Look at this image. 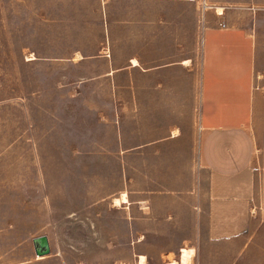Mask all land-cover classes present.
<instances>
[{
    "label": "rangeland",
    "instance_id": "1",
    "mask_svg": "<svg viewBox=\"0 0 264 264\" xmlns=\"http://www.w3.org/2000/svg\"><path fill=\"white\" fill-rule=\"evenodd\" d=\"M210 28L250 32L264 79V0H0V264H264L256 150L242 212L211 213Z\"/></svg>",
    "mask_w": 264,
    "mask_h": 264
},
{
    "label": "crops",
    "instance_id": "2",
    "mask_svg": "<svg viewBox=\"0 0 264 264\" xmlns=\"http://www.w3.org/2000/svg\"><path fill=\"white\" fill-rule=\"evenodd\" d=\"M202 39L200 144L203 157L218 175L211 213L240 214L250 192L253 167L248 160L253 162L257 153L264 163V79L254 76L255 43L250 32L210 28ZM157 100L150 98L154 117L163 110Z\"/></svg>",
    "mask_w": 264,
    "mask_h": 264
},
{
    "label": "bare ground",
    "instance_id": "3",
    "mask_svg": "<svg viewBox=\"0 0 264 264\" xmlns=\"http://www.w3.org/2000/svg\"><path fill=\"white\" fill-rule=\"evenodd\" d=\"M125 200L126 198L122 195L121 198L115 199V204H119ZM180 252L181 254H180L178 263L179 264H191V259L195 254L194 249L193 248H181ZM36 257L43 258L44 256L43 257L36 256ZM137 264H146L145 256L141 255L139 257V261L137 262Z\"/></svg>",
    "mask_w": 264,
    "mask_h": 264
},
{
    "label": "water",
    "instance_id": "4",
    "mask_svg": "<svg viewBox=\"0 0 264 264\" xmlns=\"http://www.w3.org/2000/svg\"><path fill=\"white\" fill-rule=\"evenodd\" d=\"M34 245V254L35 256H46L50 253L49 240L46 235H40L32 240Z\"/></svg>",
    "mask_w": 264,
    "mask_h": 264
}]
</instances>
